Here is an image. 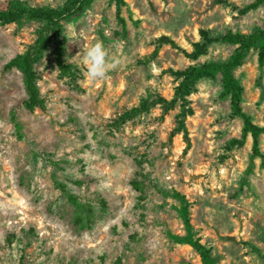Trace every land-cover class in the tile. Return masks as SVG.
<instances>
[{
  "label": "rangeland",
  "instance_id": "374dc122",
  "mask_svg": "<svg viewBox=\"0 0 264 264\" xmlns=\"http://www.w3.org/2000/svg\"><path fill=\"white\" fill-rule=\"evenodd\" d=\"M10 1L0 0V10ZM22 1L61 8L67 0ZM255 1L125 0L124 27L112 0H96L64 22L76 81L59 76L55 47L37 63L46 108L35 112L23 107L21 72L6 65L35 42L41 24L0 26V264H203L169 238L186 233L175 193L190 202L196 237L219 264H264V158H253L243 121L220 98L221 82H199L168 111L157 105L125 117L149 92L173 100L175 72L227 61L235 50L223 41L229 32L264 29V5L243 13ZM203 30L214 43L195 61L188 54ZM97 41L120 63L90 81L83 54ZM260 52L251 50L235 74L245 112L264 127ZM233 139L241 143L231 148ZM58 182L95 206L92 229L74 225Z\"/></svg>",
  "mask_w": 264,
  "mask_h": 264
},
{
  "label": "trees",
  "instance_id": "16d2710c",
  "mask_svg": "<svg viewBox=\"0 0 264 264\" xmlns=\"http://www.w3.org/2000/svg\"><path fill=\"white\" fill-rule=\"evenodd\" d=\"M96 0H67L61 8H52L48 6L37 7L29 5L22 0L10 1L5 9L0 10V26L18 25L23 26L28 22H40L38 36L35 42L23 53L12 59L6 69H16L21 72L27 99L23 102V107L29 112H35L38 109L46 108V100L42 95L38 84V75L36 65L44 59L47 52L55 47L56 67L59 76L68 78L72 82L76 81L77 75L72 65L66 60V47L63 40L64 22L74 19L90 7ZM117 5V17L125 27V20L122 17V8L125 6V0H112ZM264 5V0H256L255 3L248 6L243 13L257 9ZM203 40L194 45V51L189 53V57L195 61L205 56L210 45L214 43L209 31H201ZM227 44L235 46L233 54L227 61H206L191 66L187 70L175 72L179 85L176 88L175 97L169 101L161 96H156L149 92L147 98L139 108H135L126 113V118H131L137 114L150 112L157 105H162L166 111L173 109L179 99L185 100L195 90L197 84L203 80H219L221 82L220 98L228 101L233 115L243 121L242 134L244 140L252 138L253 158H264L261 149V138L264 135V127L256 124L253 118L247 114L243 107V87L236 77L235 71L243 65L248 54L254 48L260 49L261 60L264 61V29H258L251 34L240 32H229L223 38ZM161 43H175L169 38H161ZM12 120L17 129L21 130V124L16 113L12 114ZM241 142L233 139L230 147H236ZM61 191L67 203L74 210V225L81 231L90 230L97 222V213L95 206L88 200H82L77 195L71 193L67 185L58 182L56 184ZM137 191L145 194V188L142 183L134 182ZM174 197L179 201L180 207L178 213L183 220L186 233L184 235L169 233V238L176 244L186 245L193 248L200 256L203 264H219L213 255L211 248H208L196 237V231L191 218V204L186 197L175 193ZM103 204V213H106L105 203Z\"/></svg>",
  "mask_w": 264,
  "mask_h": 264
},
{
  "label": "clouds",
  "instance_id": "9594fccd",
  "mask_svg": "<svg viewBox=\"0 0 264 264\" xmlns=\"http://www.w3.org/2000/svg\"><path fill=\"white\" fill-rule=\"evenodd\" d=\"M119 63L120 60L110 54L102 41H97L84 50L83 64L87 79L90 81L105 79L109 71Z\"/></svg>",
  "mask_w": 264,
  "mask_h": 264
}]
</instances>
